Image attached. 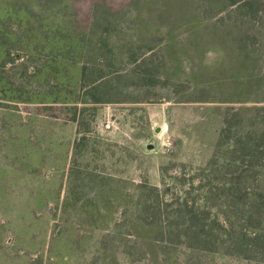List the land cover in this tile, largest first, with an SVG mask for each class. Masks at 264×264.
I'll return each mask as SVG.
<instances>
[{"label":"rangeland","instance_id":"1","mask_svg":"<svg viewBox=\"0 0 264 264\" xmlns=\"http://www.w3.org/2000/svg\"><path fill=\"white\" fill-rule=\"evenodd\" d=\"M213 3L0 0V264H264L168 230L227 239L223 183L263 176L264 12Z\"/></svg>","mask_w":264,"mask_h":264},{"label":"trees","instance_id":"2","mask_svg":"<svg viewBox=\"0 0 264 264\" xmlns=\"http://www.w3.org/2000/svg\"><path fill=\"white\" fill-rule=\"evenodd\" d=\"M213 1L215 8H218L222 3H227L225 4L227 6L240 2V7L246 10L244 14L250 18H258L259 14L264 12V4L261 0ZM208 15L211 16L209 13ZM256 109H259V107H240V111L249 112L242 116L243 134H240L239 138L233 137L235 145L243 143L244 146H250L255 143L254 129L256 124L261 126L262 122L256 121L254 116L250 120L248 115L251 114L250 110L254 111ZM244 140L247 142L244 143ZM258 164H260V161H247L246 165L248 167L244 169L243 173L223 183L225 185L221 187L222 192L217 196L221 198V201L216 206L226 207L224 213L229 223H231L229 229L225 226L220 228V230L224 228L227 239L223 238L224 236H219V228L215 231L213 226L210 227L209 224L205 223L204 219L200 218L193 209H190L191 213L184 217L185 219L180 225L172 223L171 226H168L169 232H175L176 235L196 240L194 245L189 243L187 247L195 246L204 249L203 247L206 246L210 250L215 248L220 254H229L245 259H251L260 252L264 255V169H261L263 170L261 171L263 176L260 175L261 179H258V174L254 177L256 172L252 173L250 171L251 168L254 170ZM209 196L210 191L207 190V197L210 198ZM178 214L179 211L175 212L174 215L177 216ZM200 220L203 221L200 222ZM164 253L167 254L166 249H164Z\"/></svg>","mask_w":264,"mask_h":264}]
</instances>
